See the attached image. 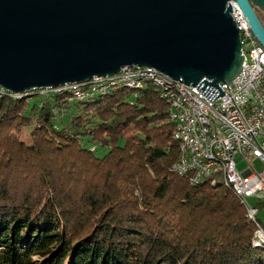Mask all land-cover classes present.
Instances as JSON below:
<instances>
[{"label":"trees","instance_id":"trees-1","mask_svg":"<svg viewBox=\"0 0 264 264\" xmlns=\"http://www.w3.org/2000/svg\"><path fill=\"white\" fill-rule=\"evenodd\" d=\"M126 86L0 92V264H264L257 215L176 173L168 105L150 82Z\"/></svg>","mask_w":264,"mask_h":264},{"label":"water","instance_id":"water-1","mask_svg":"<svg viewBox=\"0 0 264 264\" xmlns=\"http://www.w3.org/2000/svg\"><path fill=\"white\" fill-rule=\"evenodd\" d=\"M264 0H0V85L14 92L153 67L184 84H232L236 11L264 48Z\"/></svg>","mask_w":264,"mask_h":264},{"label":"built area","instance_id":"built-area-1","mask_svg":"<svg viewBox=\"0 0 264 264\" xmlns=\"http://www.w3.org/2000/svg\"><path fill=\"white\" fill-rule=\"evenodd\" d=\"M236 17L244 53L242 68L232 84L218 82L217 86L207 85L202 89V85L181 82L185 101H178V107L172 110L190 136V154H183L178 149L174 163L188 179H199V173H193V166H200V172L206 174L211 170L209 165L201 164V156L220 155L223 159L220 178L228 181V188L235 196L245 194V198H259L264 195V48L238 11ZM153 70L157 69L136 67V72H129V66H124L116 77L103 75L80 81L86 83V91L73 100L81 101V96L107 88L109 79H116V85L131 82L142 86L150 82L160 91L164 80H175L166 74L165 79H154ZM134 76H141V83H134ZM79 83L70 82L67 86ZM0 90L4 88L0 86ZM163 94L168 97L169 104L175 100L170 92ZM250 156L258 160L260 168ZM237 158L245 163L244 167L238 168ZM257 212V207L252 204L251 214Z\"/></svg>","mask_w":264,"mask_h":264},{"label":"bare ground","instance_id":"bare-ground-1","mask_svg":"<svg viewBox=\"0 0 264 264\" xmlns=\"http://www.w3.org/2000/svg\"><path fill=\"white\" fill-rule=\"evenodd\" d=\"M129 72H136V66L130 65L129 66ZM101 77L102 76H94L91 78V80L93 78H101ZM109 77H116V73L109 75ZM153 77H154V79H165V74L160 72L159 70H153ZM76 82L79 83L80 81H75L72 83H76ZM134 83H141V76H134ZM69 84H70V82L65 83L63 85H66L65 87L68 88L70 91H72V92H70L71 95L72 94L73 95L78 94V96L80 98V92L86 91V83H79V84H76L74 86H67ZM63 85H59V86H63ZM123 85L135 86L131 82H122V83H119L118 85H116V79H109L107 88L102 89L100 91H94L93 93H90V94H85V95L81 96V101H86L88 99L90 100V98L92 99L98 94L106 93L107 91H109V89L112 86H123ZM2 88H4V87H2ZM46 88H49V87H43L40 89H46ZM4 90L11 92V93H15L17 95H21V94L25 93L26 91H28V90H26L23 92H14L12 90H8L5 88H4ZM163 92H170L172 94V97L175 100H171L170 104H169V99L166 95L163 94ZM159 94H160L159 97L161 99H163L169 107L168 119H169V122H172L174 125V139L176 141L180 142L181 145L183 146V149H184L183 154H190V146H189L190 136H189L188 132L185 131L184 126L181 125V122L179 121V119L177 117V113H173V110H172V108L178 107V101H185V92H184L183 84L181 83V81H178V80H164V82L162 83V91H160ZM73 95H72V97H73ZM201 164L209 165L211 167L210 174H206V172H200V166H193V173H199V179L189 178L188 180L190 181L191 185H194V184L200 182L201 180L209 179L210 182H212V183H215V182L221 183L222 182V184H224L226 187H228V181L220 178L221 168L223 167V159L220 155L206 154L205 156H201ZM173 170L181 176L186 174L177 167L176 163H174V165H173ZM237 197H238V199L240 198L242 200H245L242 204H244V206L246 208L247 215H248L250 220L255 221L257 214H251L252 206L248 205L246 202V200L249 198H245V194H237ZM260 233H258V234H260L261 236H259V235H257V236L261 240V242H264V238H262V236H264V235H262V232H260Z\"/></svg>","mask_w":264,"mask_h":264},{"label":"rangeland","instance_id":"rangeland-1","mask_svg":"<svg viewBox=\"0 0 264 264\" xmlns=\"http://www.w3.org/2000/svg\"><path fill=\"white\" fill-rule=\"evenodd\" d=\"M246 47V46H245ZM76 83H78V82H76ZM66 85H63V86H57V87H49V88H46V89H39L38 90V92L39 93H41V94H47V93H54V92H60V91H62V90H64V91H66V92H68V94H69V96H70V99H78L79 98V96H78V94H72L73 95V97H72V95H71V93L70 92H72V91H70L68 88H66L65 87ZM113 87H116V86H112L110 89H109V91L113 88ZM126 87H129V86H126ZM129 88H131V89H133V90H136V88L137 87H134V88H132V87H129ZM37 91V90H36ZM45 91H48V92H45ZM159 91V93H160V90H158ZM0 92H6V94H13V95H16V96H21V95H17V94H15V93H11V92H8V91H5V90H3V91H1L0 90ZM32 92H35V90H32L31 91V93ZM24 94V93H23ZM160 95V94H159ZM130 99H133V96L132 97H130ZM89 100V99H88ZM90 100H91V98H90ZM87 101V100H86ZM20 137H21V139H22V141H24V142H26V143H30V137L28 136V134H27V131H26V129L24 128V129H22V132H21V135H20ZM179 147V146H178ZM179 151L181 152V149H179ZM251 157V156H250ZM254 164H259V162H258V160L256 159V158H253V157H251V159H250ZM236 162H237V166H238V168H242V167H244V165H245V163L244 162H242V160H241V158H237L236 159ZM258 162V163H257ZM174 165V164H173ZM257 166V168H260V165H256ZM184 175H186V174H184ZM216 183V182H215ZM217 184V183H216ZM238 198V197H237ZM239 200H240V203L242 204L245 200H242V199H240L239 198ZM255 200V198H249V199H247L246 200V202H247V204L248 205H250V206H252V203L251 202H253ZM243 206H244V204H242ZM245 208V207H244ZM260 232H262V230H259L258 232H257V235H259V236H261L260 234ZM258 233H260V234H258ZM262 238H264V236H262Z\"/></svg>","mask_w":264,"mask_h":264},{"label":"crops","instance_id":"crops-1","mask_svg":"<svg viewBox=\"0 0 264 264\" xmlns=\"http://www.w3.org/2000/svg\"><path fill=\"white\" fill-rule=\"evenodd\" d=\"M256 165H259V164H256ZM251 198H255V200L253 202H251L252 204H255L259 200L264 202V195L260 196L259 198H256V197H251ZM257 218L259 219L260 225L264 230V205L262 207H260V209L258 208Z\"/></svg>","mask_w":264,"mask_h":264}]
</instances>
